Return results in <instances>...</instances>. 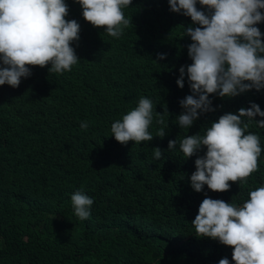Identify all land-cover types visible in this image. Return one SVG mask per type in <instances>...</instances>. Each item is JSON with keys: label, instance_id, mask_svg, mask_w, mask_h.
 <instances>
[{"label": "trees", "instance_id": "obj_1", "mask_svg": "<svg viewBox=\"0 0 264 264\" xmlns=\"http://www.w3.org/2000/svg\"><path fill=\"white\" fill-rule=\"evenodd\" d=\"M67 3V18L80 23L77 64L59 74L30 66L17 87L0 90V264H205L211 254L231 260L232 246L197 237L191 219L205 194L239 203L247 191L233 184L193 191L186 174L195 156L183 160L178 145L166 149L167 140L202 133L210 120L249 100L264 109V90L214 97V112L178 128V98L189 89L175 77L180 64L191 62L182 47L190 41L180 37L190 18L168 11L166 0H131L124 9L130 23L117 39L84 20L73 0ZM258 27L264 31V22ZM157 52L167 56L156 60ZM141 95L153 100L164 123L154 119L151 141L121 144L111 122ZM159 128L163 137L156 136ZM247 131L260 136L259 173L249 181L261 183L264 129L253 122ZM153 146L163 149L157 160ZM76 190L93 198L84 220L72 210Z\"/></svg>", "mask_w": 264, "mask_h": 264}, {"label": "clouds", "instance_id": "obj_2", "mask_svg": "<svg viewBox=\"0 0 264 264\" xmlns=\"http://www.w3.org/2000/svg\"><path fill=\"white\" fill-rule=\"evenodd\" d=\"M73 2L84 20L94 27L103 26L111 37L118 39L130 23L124 9L131 0ZM166 3L168 11L190 18L187 25L182 24L180 37L190 41L182 47L191 62L180 64L175 77L179 88L186 81L189 89L178 98L180 111L174 123L178 128L189 129L200 117L214 112L219 107L213 104L214 97L264 90V31L258 27L264 22V0ZM68 12L67 0H0V90L17 87L21 78L32 74L30 66L47 65V73L59 74L77 64L74 46L80 39V23L67 18ZM166 56V52H157L156 60ZM154 119L156 124L164 123L153 100L141 95L134 107L111 122V136L121 144L151 141L153 134L148 129ZM253 122L264 129V109L249 100L247 106L210 120L202 133L198 130L179 140L176 136L167 140L166 149L175 152L178 145L183 160L195 156L194 170L186 174L193 191H224L232 184L238 191H247L239 203L206 194L199 202L191 219L196 236L232 246L231 260L211 254L205 264H264V182L249 181L259 173L261 153L260 136L247 131ZM87 127L85 121L80 122L81 129ZM164 135V128L157 129L156 136ZM162 153L163 149L153 146L152 159L161 158ZM70 200L77 218L89 217L91 196L76 190Z\"/></svg>", "mask_w": 264, "mask_h": 264}, {"label": "rangeland", "instance_id": "obj_3", "mask_svg": "<svg viewBox=\"0 0 264 264\" xmlns=\"http://www.w3.org/2000/svg\"><path fill=\"white\" fill-rule=\"evenodd\" d=\"M128 235H129L130 237H132V238L135 239V233H133L132 231H130V232L128 233Z\"/></svg>", "mask_w": 264, "mask_h": 264}]
</instances>
